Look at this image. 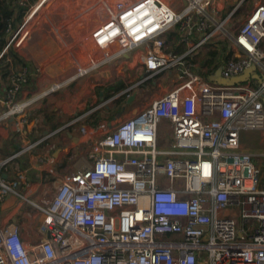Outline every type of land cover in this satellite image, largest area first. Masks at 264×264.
I'll return each instance as SVG.
<instances>
[{"label":"built area","instance_id":"1","mask_svg":"<svg viewBox=\"0 0 264 264\" xmlns=\"http://www.w3.org/2000/svg\"><path fill=\"white\" fill-rule=\"evenodd\" d=\"M44 1L13 0L25 15L17 26L6 22L0 61L10 50L21 55ZM222 2H92L103 17L70 45V79L93 71L111 77V68L119 77L126 66L139 75L134 86L150 82L158 91L106 123L100 138L90 134L96 142L81 148L88 165L65 175L43 166L49 179L28 177L48 162L32 153L48 135L30 137L35 98L17 100L29 68L9 72L0 87V137H11L10 123L19 145L0 161V264H264V170L239 143L242 130L264 128V0H252L239 25L240 4L223 14ZM219 41L213 56H201ZM248 77L255 80L241 82ZM61 110L69 124L90 123L69 104ZM163 121L168 145L158 140ZM6 198L11 205L1 211Z\"/></svg>","mask_w":264,"mask_h":264},{"label":"rangeland","instance_id":"2","mask_svg":"<svg viewBox=\"0 0 264 264\" xmlns=\"http://www.w3.org/2000/svg\"><path fill=\"white\" fill-rule=\"evenodd\" d=\"M39 1L32 0L31 3L34 5ZM92 2L94 0H45L30 20V34L26 40L27 43L25 42V48L22 50L23 53L26 49L25 54H29V58H31V61L28 62L30 73L28 89H36V92L42 93L50 90L53 85H58L46 95L35 97L32 109L30 113H27V115L30 114L29 119H32L33 126L35 125L36 129L40 130L44 120L48 123L50 122L49 118L55 121L57 116L61 115L56 111V108L58 109V105L61 103H67L75 108L77 113L80 110L87 113L86 116L90 117V121L97 124V127L85 129L84 134L79 126L69 128L68 131L75 137L73 144L79 145L83 149H91L92 143L96 142L95 136H93V140L88 138L92 132L98 131L94 135H99L98 138H100L106 130V123L110 121V125H113L130 114L133 109L145 106L148 104V95L156 94L158 91V87L155 88V85L150 82L134 86L139 75L126 66H123L118 72L120 77H116L111 68V77H109L110 74L106 76L105 72L93 71L78 76L74 80L70 79L75 74V67L68 51L70 44L76 42L103 17L102 13L100 16L97 11L92 13L90 9ZM221 4L224 6L223 14H227L236 4H240L234 16L236 25L244 20L247 11L254 5L252 0H223ZM229 23L231 24L230 28L234 26L233 22ZM41 78L43 81L39 83V88H36V81ZM120 81L124 83L123 88L133 86L130 95L134 94V99L130 102L127 101L129 97L120 96V103H115L116 98L110 99L115 93L108 94L109 92L106 91L111 85ZM38 130L32 136L40 134ZM260 131H264V128ZM260 131L243 130L241 132L248 150L259 151L256 144L263 135V132ZM61 139L66 141L63 131H61ZM158 140L162 145H168L171 140V130L165 121L159 126ZM0 146L2 148V145ZM83 149H77L73 155H71L70 148L65 149L64 153L69 154L70 157L61 159L58 162L61 163V166H57L54 173L65 175L76 167L87 166L88 161L85 159ZM262 152H264V148L260 151V153ZM259 159L258 164L264 170V157Z\"/></svg>","mask_w":264,"mask_h":264},{"label":"crops","instance_id":"3","mask_svg":"<svg viewBox=\"0 0 264 264\" xmlns=\"http://www.w3.org/2000/svg\"><path fill=\"white\" fill-rule=\"evenodd\" d=\"M26 43H27V41H26ZM26 43H25V45H26ZM69 49H70V47H69ZM69 49H68V51H69ZM25 51H26V49H24L23 53L22 52L20 53L21 54L20 56H22L26 60V62H29V61H31V58H29V54H25ZM69 55H70V51H69ZM119 72H120V70H119ZM119 77H120V75H119ZM42 81H43V78L37 79L36 88H39L38 85ZM28 84H29V82H26L25 84H23L21 86L22 89H21V92H19L17 94V100L20 101V100H25V99H33L36 96L41 97L43 95H46L49 91H52V89H54V87L58 86V85H53L52 88H50V90L39 93L38 91L37 92L35 91L36 89L35 90L28 89V87H27ZM33 102H34V99H33ZM33 102L28 107L27 113H30V111L32 109ZM63 104H67V103H61L58 105V109L56 108V111L58 113H61V115L57 116L55 121L50 119V118L48 119V120H50V122L49 123L47 122V126H53L54 127L50 132L46 131V132H48L47 133L48 137L45 138V140H43L37 146H35L34 149L32 150V153L34 154L35 157H42L43 156L45 159H48V162L47 161H45L43 163L37 162V166H35V168L29 170L28 177L31 180L42 178V181H45L46 179H49L48 178L49 175H47L45 172L41 171L40 168H42L43 166H45L47 168L51 166L53 168V170L56 171V167L61 166V163L59 164L58 162L61 159H64L65 157L67 159L70 157L69 154L64 153L65 149L70 148L71 149V155H73V152H76L77 149L81 150V147L79 145L73 144L75 137L68 131L69 128L78 127V126L80 127L81 124H77V123L69 124V122H71V117L67 113H65L61 110V106ZM263 105H264V100H263ZM2 110H3V108L0 106V112H2ZM58 113H56V114H58ZM80 114H82V113H80ZM44 121H46V120H44ZM86 122H90V123H89V125L84 126V127L81 125V127H83L84 129L94 128L95 126L97 127V124H95L94 122H92L90 120H86ZM32 126H33V121L31 119L29 121V124L27 127L30 130V133L32 130ZM7 127L9 128V130L11 132V137L13 135H17L19 138V134L14 132L13 130H11L12 127H11L10 123H7ZM61 131H63L64 134L66 135V141L61 139ZM244 131H248V130H244ZM257 131H260V130H257ZM241 132L239 133V143H240L241 149L253 154V160L256 163V165L259 166V164H258V161L260 160L259 158L264 157V152L260 153V151L263 150V148H264V131H260V132H263V135H262L261 140L258 142V144H256V146L259 150L256 152L250 151V149L248 150L247 146L245 145L246 144L245 139L242 136ZM92 133H94V132H92ZM83 134H84V132H83ZM43 135H45V134L43 133ZM2 142H4V140L0 137V143H2ZM66 142H68V143H66ZM0 145H2V148L0 146V161L3 160L4 158L8 157L10 154H12L15 151L14 146L11 144L7 148V151L8 150L11 151L10 154L4 157L3 154L5 153V148H4L5 143H2ZM20 159H21L22 163L24 162L26 164V160H27L26 156H21ZM38 189L42 190L43 188L39 187ZM36 195H38V194H36ZM10 205H11L10 199L6 198L2 202L1 211L6 210Z\"/></svg>","mask_w":264,"mask_h":264},{"label":"trees","instance_id":"4","mask_svg":"<svg viewBox=\"0 0 264 264\" xmlns=\"http://www.w3.org/2000/svg\"><path fill=\"white\" fill-rule=\"evenodd\" d=\"M25 15V8L19 5H16L13 0H0V35L3 34L4 31V27L7 21H10L13 26H17L19 24V22L22 20L23 16ZM222 43H224L223 41H219V42H210L206 45L205 49L200 50L201 56L204 58L206 56H213L215 54V50L218 48V44L221 45ZM180 51V48H177V51ZM9 56V57H7ZM7 56L3 57L2 60L0 61V87L1 86H6L8 85V74L11 70L16 71L18 70V68L22 67V66H28V62H26V60L20 56L18 53H16L13 50H10L9 53L7 54ZM19 66V67H17ZM212 71V69L210 70ZM29 77L27 79V82H29ZM248 79H250V81L252 82V80L254 81V78L248 77L243 79L241 82H245ZM124 87V83L122 81L111 85L106 91L108 94H112V93H117L121 88ZM104 93V91H103ZM124 96V95H121ZM115 103H120L121 101V97H117L115 100ZM125 103L127 104L126 100ZM83 113V111H79L78 112ZM28 121H30V114L27 115ZM86 120H91L90 117L86 116L85 117ZM94 120V119H93ZM54 127L53 126H47V122L43 121V126L40 128V130L36 129V126H32V130L30 133V137L32 139H37L39 137H41L44 133V131H48L50 132ZM34 130V132H33ZM38 130L40 132V134H36L33 135V133H37ZM18 140V136L17 135H13L12 137H10L8 140H4L5 143V153L3 154V156H7L10 154V150L7 151V148L12 144L14 146V149L17 150L18 149V145L16 142Z\"/></svg>","mask_w":264,"mask_h":264},{"label":"water","instance_id":"5","mask_svg":"<svg viewBox=\"0 0 264 264\" xmlns=\"http://www.w3.org/2000/svg\"><path fill=\"white\" fill-rule=\"evenodd\" d=\"M113 97H114V96H112L110 99H111V100L114 99ZM133 97H134V94H131V95L129 96V98H128L127 101H128V102L131 101V99H133ZM263 100H264V97H263L262 101H263ZM47 133H48V132H46V131L44 132V134H47Z\"/></svg>","mask_w":264,"mask_h":264},{"label":"bare ground","instance_id":"6","mask_svg":"<svg viewBox=\"0 0 264 264\" xmlns=\"http://www.w3.org/2000/svg\"><path fill=\"white\" fill-rule=\"evenodd\" d=\"M43 5V4H42Z\"/></svg>","mask_w":264,"mask_h":264},{"label":"flooded vegetation","instance_id":"7","mask_svg":"<svg viewBox=\"0 0 264 264\" xmlns=\"http://www.w3.org/2000/svg\"><path fill=\"white\" fill-rule=\"evenodd\" d=\"M98 108V107H97Z\"/></svg>","mask_w":264,"mask_h":264}]
</instances>
